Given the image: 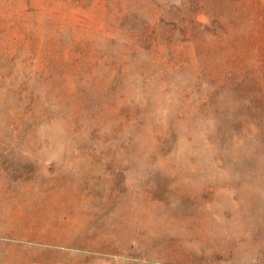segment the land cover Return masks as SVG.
I'll use <instances>...</instances> for the list:
<instances>
[{"label":"rangeland","instance_id":"rangeland-1","mask_svg":"<svg viewBox=\"0 0 264 264\" xmlns=\"http://www.w3.org/2000/svg\"><path fill=\"white\" fill-rule=\"evenodd\" d=\"M0 264H264V0H0Z\"/></svg>","mask_w":264,"mask_h":264}]
</instances>
